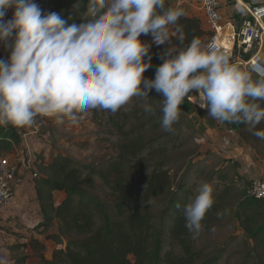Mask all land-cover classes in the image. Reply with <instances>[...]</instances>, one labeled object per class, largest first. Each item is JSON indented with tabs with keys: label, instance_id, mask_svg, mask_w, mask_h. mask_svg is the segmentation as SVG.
Listing matches in <instances>:
<instances>
[{
	"label": "clouds",
	"instance_id": "1",
	"mask_svg": "<svg viewBox=\"0 0 264 264\" xmlns=\"http://www.w3.org/2000/svg\"><path fill=\"white\" fill-rule=\"evenodd\" d=\"M82 4L77 0V12ZM10 9L12 17L5 19ZM183 15L166 7V0H87L81 22L70 23L71 15L46 12L36 0H0V45L10 52L0 58V126L30 127L38 116L73 120L92 109L115 113L155 90L163 97L161 128L171 132L185 98L196 92L207 116L243 123L264 140V129H257L264 122V59L244 67L214 44L193 38L187 47H169L155 78L145 77L151 44L141 36L151 34L157 46L171 37L183 44ZM144 111L154 108L145 103ZM213 203V187L201 183L182 208L193 239ZM0 264H10L5 248Z\"/></svg>",
	"mask_w": 264,
	"mask_h": 264
},
{
	"label": "trees",
	"instance_id": "2",
	"mask_svg": "<svg viewBox=\"0 0 264 264\" xmlns=\"http://www.w3.org/2000/svg\"><path fill=\"white\" fill-rule=\"evenodd\" d=\"M47 1L44 11L59 12L65 18L71 15L73 20L70 23H80L79 13L86 11L87 7V0H83L79 12L74 8L77 0ZM166 7H172L168 1ZM178 25L184 35L183 44H179L176 37H171L165 43L167 47L173 44L187 47L193 38L207 45L210 33L206 32L200 18L184 14ZM3 55L2 49L0 57ZM149 55L156 70L164 61L154 52L150 51ZM162 99L155 90L149 93L152 106L160 104ZM261 104L264 106V102ZM161 114L159 109L152 120L159 122ZM123 117L125 122L132 119L129 114L123 116L120 109L110 118V122L119 128L123 144L119 146L116 157L100 166H87L62 154L51 156L47 161L43 151L36 156L34 164L38 176L34 190L41 217L36 231L44 238H23L26 240L24 244L8 249L13 252L29 250L40 264H219L224 251L207 255L204 249H198L197 238L193 239L185 228L182 208L194 198L196 183L184 178L176 183L166 162L157 161L175 138L169 134L163 138V143L160 140L145 142L140 137L145 125L133 126L124 132L120 125ZM237 124L241 142L249 147L257 161H264V140L252 135L245 124ZM160 126L157 123L155 129ZM257 129H264V122ZM20 143L19 132L9 125L0 126V156L11 153ZM97 179L107 187L109 203L95 195ZM218 179L227 177L221 174ZM244 182L248 187L249 183ZM232 191L233 186H227L225 191L214 197L213 206L202 221L203 229L222 221ZM59 193L63 197L57 203L56 195ZM161 200L164 203L155 216L152 211ZM234 212L241 230L254 242L253 253L259 257L264 255V201L249 196L244 190ZM55 223L58 227L53 233ZM72 236L76 239H70ZM47 241L63 245L54 250L52 260L45 258ZM28 259V256H22L18 262L25 264ZM252 264L264 263L259 259Z\"/></svg>",
	"mask_w": 264,
	"mask_h": 264
},
{
	"label": "rangeland",
	"instance_id": "3",
	"mask_svg": "<svg viewBox=\"0 0 264 264\" xmlns=\"http://www.w3.org/2000/svg\"><path fill=\"white\" fill-rule=\"evenodd\" d=\"M36 3L43 9L47 6L48 1L36 0ZM141 39L151 44L150 51L154 52L158 58H161L169 48L166 44L152 47L151 34L142 35ZM2 49L3 59H7L6 55L9 51L1 45L0 53ZM254 55L257 56L258 53L254 51ZM258 59H264V49L258 55ZM144 75L151 79L155 77L154 68L151 66ZM145 103L150 104L149 97H133L128 104L120 109L123 116L129 114L132 119L125 122L126 119L123 117V123L120 125L123 126L124 132L130 131L133 126L136 128L145 125L144 130L140 133V137L145 142L160 140V143H163V138L169 134L175 138L167 145V152L160 155L157 161L166 162L176 183L184 178L192 183L195 182L196 189L201 183H209L213 187L214 197L225 191L227 186H233L228 208L222 221L210 228L203 229L197 237L198 249H204L207 255L224 251V256L219 264H252L253 261L259 259L264 263V255L260 254L259 257L257 253H253L254 242L244 234L235 218L234 211L238 201H240L244 190L247 189L244 181L250 183L252 179L258 178L251 176L250 172L245 174L240 162L237 165L231 163L236 161L234 156L239 154L237 152L244 148L237 136L236 123H221L207 116V109L199 106L198 94L192 92L181 105L180 118L174 123L173 131L166 132L161 126L155 129L160 120L159 122L152 120L156 112L161 109L162 101L157 106H152L154 112L151 114L144 111ZM133 114L135 115L133 116ZM111 116H115V113L104 109H92L86 113L77 114L73 120L65 118L59 121L55 118L38 116L36 118L40 126L38 139L43 142L42 145L49 152V158L62 154L81 164L97 167L116 157L119 146L123 144L119 128L110 122ZM9 126L18 130L20 135L24 134L22 127L11 124ZM238 159L239 157H237ZM242 164L245 166V163ZM221 174L225 175L227 179H218V175ZM96 187L95 195L109 203V191L99 179L96 180ZM196 189L194 190L195 194ZM163 203V200L159 201L157 207L153 209L152 213L155 216L160 213ZM99 224L100 220H98ZM70 239L74 240L76 237L72 236Z\"/></svg>",
	"mask_w": 264,
	"mask_h": 264
},
{
	"label": "crops",
	"instance_id": "4",
	"mask_svg": "<svg viewBox=\"0 0 264 264\" xmlns=\"http://www.w3.org/2000/svg\"><path fill=\"white\" fill-rule=\"evenodd\" d=\"M166 1H168L173 8H178L176 0ZM219 2L221 4V15L224 25L230 30L237 28L241 21L248 18L244 12V7L253 8L264 6V0H219ZM179 9H181L186 16L200 18L204 24V18L196 6L186 5ZM249 58L250 57L246 58V60ZM235 123V129L238 133L239 126L237 122ZM42 143L43 142L39 140L38 137H24L21 134V143L14 146L11 153L4 155L14 162L18 168V176L14 184L12 201L0 212V248L7 249L10 264H19L18 258L22 256L29 257L25 264H40L39 260L31 251L13 252L8 248L10 246L24 244L26 240L23 238L29 239L35 237L39 240H43L44 238L43 235H40V233L36 231V227L41 222V217L36 205L34 182L31 180V174L36 171V165L33 163L36 156L43 151L45 159L47 161L49 160V152H47L46 147H44ZM241 144L244 145V148H241L242 151L237 152L239 154L236 156L239 157V159L237 160V157L234 156L236 161L231 163L237 165V163L240 162L245 174L250 172L251 176L264 180V161H257L249 147L243 143ZM242 163H245V166ZM62 197L63 194H57L56 202L59 203ZM57 227L58 224L55 223V228L52 230L53 233L56 232ZM65 241L66 239L64 238L63 243H65ZM45 244L47 246L45 251V258L47 260H52L54 250L63 246L58 245L54 241H47Z\"/></svg>",
	"mask_w": 264,
	"mask_h": 264
},
{
	"label": "built area",
	"instance_id": "5",
	"mask_svg": "<svg viewBox=\"0 0 264 264\" xmlns=\"http://www.w3.org/2000/svg\"><path fill=\"white\" fill-rule=\"evenodd\" d=\"M178 8L186 5L196 6L204 18L203 27L210 33L208 44H214L218 49L230 55L231 59L242 66H248L250 61L258 59L264 49V6L244 7L247 19L241 21L237 28L228 29L221 15L219 0H176ZM242 12V11H241ZM13 10L10 9L5 19H11ZM164 45V44H163ZM153 46H157L153 42ZM258 53L253 56V52ZM10 55L7 53L6 58ZM250 57L248 60L246 58ZM24 137H39L40 126L36 122L33 126L22 127ZM34 163V162H33ZM18 176V168L14 162L5 156H0V212L3 211L13 198L14 184ZM38 174H31L35 182ZM247 194L257 200L264 201V180L254 178L247 187Z\"/></svg>",
	"mask_w": 264,
	"mask_h": 264
}]
</instances>
